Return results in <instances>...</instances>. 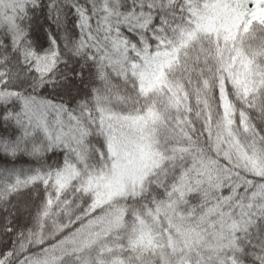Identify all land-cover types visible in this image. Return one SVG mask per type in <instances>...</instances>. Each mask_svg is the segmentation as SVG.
<instances>
[{"label": "snow or ice", "instance_id": "1", "mask_svg": "<svg viewBox=\"0 0 264 264\" xmlns=\"http://www.w3.org/2000/svg\"><path fill=\"white\" fill-rule=\"evenodd\" d=\"M0 264H264V0H0Z\"/></svg>", "mask_w": 264, "mask_h": 264}]
</instances>
